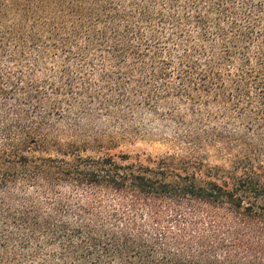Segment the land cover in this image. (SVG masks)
I'll return each instance as SVG.
<instances>
[{"label":"trees","instance_id":"1","mask_svg":"<svg viewBox=\"0 0 264 264\" xmlns=\"http://www.w3.org/2000/svg\"><path fill=\"white\" fill-rule=\"evenodd\" d=\"M0 264H264V0H0Z\"/></svg>","mask_w":264,"mask_h":264},{"label":"rangeland","instance_id":"2","mask_svg":"<svg viewBox=\"0 0 264 264\" xmlns=\"http://www.w3.org/2000/svg\"><path fill=\"white\" fill-rule=\"evenodd\" d=\"M148 133L138 136L119 137L111 145V154L118 159L119 156H130L133 159H140L148 164L150 160L162 159L169 155L184 154L175 144L174 132L171 128H162L158 124L146 121ZM119 134V132H116ZM154 134V135H152ZM214 165H220L222 161L212 157Z\"/></svg>","mask_w":264,"mask_h":264}]
</instances>
